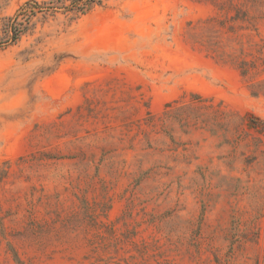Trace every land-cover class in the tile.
Masks as SVG:
<instances>
[{
    "label": "rangeland",
    "instance_id": "1",
    "mask_svg": "<svg viewBox=\"0 0 264 264\" xmlns=\"http://www.w3.org/2000/svg\"><path fill=\"white\" fill-rule=\"evenodd\" d=\"M63 2L0 0V264H264V0Z\"/></svg>",
    "mask_w": 264,
    "mask_h": 264
},
{
    "label": "trees",
    "instance_id": "2",
    "mask_svg": "<svg viewBox=\"0 0 264 264\" xmlns=\"http://www.w3.org/2000/svg\"><path fill=\"white\" fill-rule=\"evenodd\" d=\"M65 1H67L66 4ZM100 2L101 0H64L63 3L65 4V7H69L72 11L84 13ZM34 4L35 5L32 6L24 4L20 6L12 16L4 19L3 26L7 35L8 42L15 43L25 32L27 27L23 26L20 23L19 16L23 11L31 10L33 6L39 7V4L37 2H34Z\"/></svg>",
    "mask_w": 264,
    "mask_h": 264
}]
</instances>
